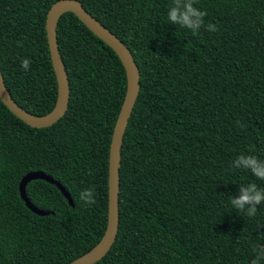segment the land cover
I'll return each mask as SVG.
<instances>
[{
    "label": "trees",
    "instance_id": "1",
    "mask_svg": "<svg viewBox=\"0 0 264 264\" xmlns=\"http://www.w3.org/2000/svg\"><path fill=\"white\" fill-rule=\"evenodd\" d=\"M55 1L0 0V72L12 98L38 115L57 100L45 32ZM79 1L127 46L141 74L122 147L119 233L96 264H251L254 247H264V203L249 217L231 199L240 186L264 189L233 164L239 155L264 160V0H195L218 29L195 36L168 20L173 0ZM56 33L71 87L66 114L36 128L0 100V264H70L107 227L125 69L73 13L60 16ZM35 171L62 183L75 206L36 179L27 195L52 212L31 211L19 183ZM88 188L92 205L79 199Z\"/></svg>",
    "mask_w": 264,
    "mask_h": 264
},
{
    "label": "water",
    "instance_id": "2",
    "mask_svg": "<svg viewBox=\"0 0 264 264\" xmlns=\"http://www.w3.org/2000/svg\"><path fill=\"white\" fill-rule=\"evenodd\" d=\"M66 12L73 13L96 37L102 40L110 48L122 63L126 78L127 90L119 116L117 118L109 151V177H108V222L105 233L99 243L83 256L72 261L70 264H96L103 260L114 246L120 225V168L122 161V147L124 137L129 126L134 108L141 91V74L135 58L127 46L119 40L104 24L90 14L79 0H57L49 7L45 18V32L50 54L51 65L55 74L57 100L53 109L47 114H34L11 96L5 86L4 78L0 72V100L19 119L36 128L48 127L57 123L67 112L71 96L70 82L67 71L60 55L57 42V23L60 16ZM43 179L56 185L66 197L69 204L74 207L75 203L68 190L58 180L43 171L27 173L19 183L21 198L26 206L34 213L45 216L52 211L37 207L27 195L26 187L32 180Z\"/></svg>",
    "mask_w": 264,
    "mask_h": 264
},
{
    "label": "clouds",
    "instance_id": "3",
    "mask_svg": "<svg viewBox=\"0 0 264 264\" xmlns=\"http://www.w3.org/2000/svg\"><path fill=\"white\" fill-rule=\"evenodd\" d=\"M195 0H173L172 5L168 8L167 18L172 25H179L192 32V35H198L201 28H205L209 32L217 31L215 24H205L204 17L206 11L194 6ZM31 61L28 58L21 60V67L28 70ZM239 127L244 126L239 124ZM235 168H243L250 170L252 175L260 180H264V160L259 159L255 155H239L233 162ZM239 196L231 199V205L234 209L245 212L247 216L254 217L257 213V205L264 203V189L258 188L255 183L247 186L239 187ZM79 199L88 205L94 204L95 193L94 189H84L79 194ZM256 253L251 264H262L264 262V247L253 249Z\"/></svg>",
    "mask_w": 264,
    "mask_h": 264
}]
</instances>
